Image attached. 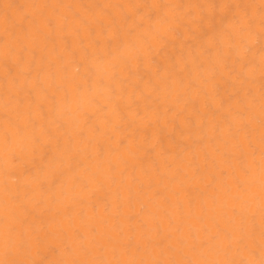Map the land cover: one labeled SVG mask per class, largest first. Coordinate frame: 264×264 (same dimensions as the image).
<instances>
[{
    "label": "bare ground",
    "instance_id": "bare-ground-1",
    "mask_svg": "<svg viewBox=\"0 0 264 264\" xmlns=\"http://www.w3.org/2000/svg\"><path fill=\"white\" fill-rule=\"evenodd\" d=\"M261 259L264 0H0V262Z\"/></svg>",
    "mask_w": 264,
    "mask_h": 264
},
{
    "label": "snow or ice",
    "instance_id": "snow-or-ice-1",
    "mask_svg": "<svg viewBox=\"0 0 264 264\" xmlns=\"http://www.w3.org/2000/svg\"><path fill=\"white\" fill-rule=\"evenodd\" d=\"M17 131H18V134H20V135H23V133H24V129L23 128H18ZM14 140H15V137L12 134H7L6 135V142L9 145L14 143ZM0 264H20V262L19 261H15V260H12V261L5 260V261L0 262ZM72 264H80V262L74 261V262H72ZM171 264H176V262L173 261V262H171ZM188 264H194V262L189 261ZM259 264H264V259H261Z\"/></svg>",
    "mask_w": 264,
    "mask_h": 264
}]
</instances>
